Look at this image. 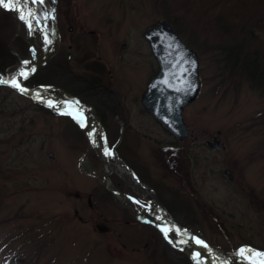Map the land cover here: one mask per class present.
Returning <instances> with one entry per match:
<instances>
[{
	"label": "rangeland",
	"instance_id": "374dc122",
	"mask_svg": "<svg viewBox=\"0 0 264 264\" xmlns=\"http://www.w3.org/2000/svg\"><path fill=\"white\" fill-rule=\"evenodd\" d=\"M46 1L55 8L58 42L48 61L61 57L55 76L65 67L71 69L74 58L96 59L109 72L106 82L120 95L139 97L157 71L143 33L161 21L174 19L182 24L178 35L198 55L201 86L193 101L184 106L182 117L189 139L181 141L179 157L171 158L170 138L143 109L128 117L106 115L107 143L114 144L120 135L121 143H129L132 151L139 149L136 162L148 177L175 187L172 202L184 203L185 207L175 210L182 214L185 227L225 254L257 253L252 261H264V95L225 69L220 51L227 38L208 22L209 13L219 12L233 26L241 18L260 25L264 0ZM232 6L237 8L235 14L229 11ZM10 8H19L22 21L16 29L14 19L2 14L4 32L16 33L11 38L5 33L3 39L12 55L24 57L25 70L30 62L29 40L34 52L31 59L38 61L51 52L49 12L37 3L28 31L24 21H28L30 2L10 0ZM0 12L9 13L5 7ZM262 25L255 30L254 40L264 46ZM16 39L25 48L19 41L14 46ZM67 54L71 61L66 60ZM0 98L15 110L0 117V123L4 119L0 127H14L7 136L0 135V171L8 172H0V264H11L13 257L28 264L191 263L160 236L153 238L150 228L135 222L99 181L79 172L87 141L73 121L8 91ZM133 129L135 135L128 132ZM207 143H217V147ZM126 149L117 155L120 163L126 165L130 160L135 165L136 159ZM101 158L95 151L88 152L95 169H103ZM108 160L116 189L134 194L122 181L132 182L131 178L114 170L113 161Z\"/></svg>",
	"mask_w": 264,
	"mask_h": 264
},
{
	"label": "water",
	"instance_id": "95a60500",
	"mask_svg": "<svg viewBox=\"0 0 264 264\" xmlns=\"http://www.w3.org/2000/svg\"><path fill=\"white\" fill-rule=\"evenodd\" d=\"M32 3V8L30 14L28 15V21L26 25L30 28V19L34 16L36 3H40L45 6L49 13L51 20L54 22V7H49L46 0H29ZM0 9H3L0 6ZM7 11L17 20L16 12L12 10ZM144 38L150 45L152 52L157 57L160 72L159 74L148 84L147 90L144 93L142 101H144V106L152 115L166 128H168L177 138L185 135L184 124L181 120V111L185 105L193 101L199 92L200 85L198 82V62L195 53L187 49L184 42L177 37L171 27L164 21L160 22L157 27L150 28L144 32ZM29 48H31V40L28 41ZM57 48V36L56 29L52 28V43L51 52L45 55L42 59L34 62L31 60L29 69L25 72L21 71L16 79L15 90L23 95L24 97L33 100L34 102L42 105L43 107L53 110L61 115L70 118H76L77 114L74 112L66 111L58 105H47L46 100L52 101V97H45L35 91H29L24 88V83L29 79L34 72L47 63L49 58L56 52ZM163 50V51H162ZM184 67V68H183ZM166 84V85H165ZM173 84L174 93L170 95L168 90H170L169 85ZM19 85V86H17ZM157 93V104H151L150 97ZM171 98V99H169ZM153 101V100H152ZM171 101V105H169ZM153 105V106H152ZM85 117H89L92 123V134L95 132V127L93 125L94 118L90 117V114L84 111ZM92 116V115H91ZM92 139V138H91ZM91 139H88L87 149L83 155V163L81 164V171L87 175L95 176L104 182L105 188L119 201L127 203L126 198L119 195L117 191L112 187L110 181L106 176H98L88 170L85 167L86 156L90 150ZM170 225L173 228L180 231L182 235H185L183 230L176 224ZM175 226V227H174ZM155 227L162 230L161 226ZM187 236L190 239H196L190 232H187ZM199 241L203 252L209 256V261H214V258L221 259L224 264H228V260L232 256H225L221 254L218 250L209 247L204 241L197 239ZM188 246L195 247L193 244L188 243ZM193 248H191L192 250ZM191 250H183L186 255H191ZM199 262L202 264H209L208 260L198 253ZM210 261V263H212ZM230 261V260H229Z\"/></svg>",
	"mask_w": 264,
	"mask_h": 264
},
{
	"label": "flooded vegetation",
	"instance_id": "af4514ba",
	"mask_svg": "<svg viewBox=\"0 0 264 264\" xmlns=\"http://www.w3.org/2000/svg\"><path fill=\"white\" fill-rule=\"evenodd\" d=\"M61 40H62V38H61ZM74 40H72V41H74ZM75 43L76 42H74L73 44L75 45ZM70 47H71V45H70ZM65 58L67 61L72 60L69 54H67ZM72 61H73V67L71 69L69 67H65L64 69L60 70V72H61L60 75L57 74L56 79H58L57 84L59 86L57 88L59 90H64V89H62L63 86L60 87L62 84L60 79L65 78L63 85L66 84L67 88L74 91L77 99L80 100L87 107V109L92 110L93 113L98 116V118L100 117L99 118L100 122L97 120V117H96L98 132H100V137H102L103 140L105 142H107V134H110V131L108 130L109 127H106V121H105L106 115L117 113V114L121 115L122 117H125V116L128 117V116H132L133 112L135 114L139 113L138 109L139 110L142 109L141 104H140V99H141V95L143 92H141L139 97L138 96H127V94H125V93L120 95V94L116 93L113 89H111L114 87L113 84L111 85V83L106 82L107 74H109V72L106 69V67L99 64L98 60L94 59L93 61H89V60H83V59L77 60L76 58H74ZM65 63L66 62H64V64ZM67 65L69 66L68 63H67ZM57 66L58 65L54 66V68H55L54 70H56V71H57ZM80 81L82 82V85H81V87H78L77 84ZM69 82H71L73 84L68 86ZM144 87H145V85H144ZM81 98L85 99L86 102L83 101ZM126 121L127 120H125V122ZM159 128L161 130L163 129V132L166 135H168V137L170 138V145L172 147H178V149H179L178 152H180V150H181L179 148V147H181L180 143L175 141L174 138L163 127H159ZM122 132H123V130H122ZM128 132L130 134H134V135L137 133V131L134 129L130 130V131L128 130ZM120 140H121V136H120ZM166 142H168V141H166ZM109 145L113 146V144H110V143H109ZM170 145H166V146H170ZM175 145H178V146H175ZM130 146L131 145L129 143L125 144L124 142L121 143V141H120L119 144L115 147L116 154L120 155V153H125L123 151L127 147L126 154H129L130 156H132L136 160H134L135 165H133L130 160L125 161V163H127V165L129 164L128 166L132 170H134V171L136 170L135 173H136L137 177H139L140 181L145 185L146 189L145 188H143V189L134 188L132 186L133 184L131 182L129 183L128 180L125 181V179L122 178L123 183H125V185H127L128 187L133 189V192H135V193L134 194L132 193V195H136V196L142 198L144 200L143 203L147 204V199H148L149 201L152 202V206L159 205V207L162 208L167 214H169L177 223L181 224L182 222H184L174 213L175 209H180V208L185 207L184 203L180 202V201H177V203L173 204V202H172L173 193L172 192L174 191V187L166 185L164 183V181L154 182L152 177H148L147 171L143 170L142 165L140 163L136 162L139 149L137 151H132L131 150L132 148ZM178 152H177V154L172 152L171 158L172 157L178 158L179 157ZM154 153H155V151H154ZM175 154H176V156H175ZM147 187H150L155 193H153ZM141 192L144 195H142ZM156 196H157V198H156ZM151 198H153V199H151ZM146 216L151 221L161 222L163 224H164V221L167 220L165 214L160 215L158 211H154V210L149 211V213H147ZM147 227L150 228V230L152 231L153 238L156 235L158 236V234H157L158 232L155 229H152L149 226H147ZM172 237H174V236L172 235ZM146 239H147L146 243L148 244L150 241V238L146 237ZM147 244L145 246H147ZM150 247L152 248V246H150Z\"/></svg>",
	"mask_w": 264,
	"mask_h": 264
},
{
	"label": "trees",
	"instance_id": "16d2710c",
	"mask_svg": "<svg viewBox=\"0 0 264 264\" xmlns=\"http://www.w3.org/2000/svg\"><path fill=\"white\" fill-rule=\"evenodd\" d=\"M207 1L215 2L216 0H207ZM58 2H60V0H58ZM189 3H192V0H189ZM211 4H214V3H211ZM232 7L235 9L231 8L229 9V11L230 13L231 11H233V14H235V10H237V8L235 6H232ZM194 9L200 12L197 8H194ZM2 14L4 18H7L9 15L8 13L0 12V17H2ZM214 14H217V15H214ZM220 15L221 14H219V12H213V13H209V16H208L209 24L212 27H215V28L217 27L216 29H218L223 34H225V37L227 38V40L224 41L223 43L224 45L221 46L223 50L220 51V53L222 54L220 61L224 63L225 69H227L229 72H232L235 75H238L241 78H244V80L248 83V85L252 89L260 90V92H262L261 95L263 96L264 95V46L261 44L256 45L257 41H255L254 38L256 37L255 30L259 31L260 29H262L263 25L261 26V24L262 22H264V20L261 19L260 21H258V23H260L259 25V24L253 23L250 20L249 21L242 20L241 18L239 19L238 23L237 22L234 23V26H233V25H230L228 22H226V20ZM168 23L173 27V29L176 31L177 34L182 33V24L180 25V23H178V20L174 21V19H170ZM205 23L206 21L203 24ZM5 29H6V26L3 23L2 24L0 23V79L1 78L10 79L14 77L15 73L17 72L20 66V62H21L20 59L12 55L10 51L8 50V42L6 39L5 40L3 39V35L7 33L6 36H9L11 38L14 35V33L4 32ZM13 30L14 29H12V31ZM233 33H237L240 37V40H236L235 35ZM17 41H19L20 45L24 46L25 48V44L22 43L18 39L14 41V44H15L14 46H16ZM186 44L188 47H190L188 43ZM18 57L20 56L18 55ZM82 59L85 60L84 58ZM60 61H61V57L59 58L55 56L54 59H52L46 66V70L39 71V73H37L32 79L27 81L26 85L29 87H35L39 85H42V86L49 85V86L59 87L57 84L58 79H56V76H55L54 66H56L57 62H60ZM63 82L60 87L63 86L62 89L76 96L74 91L67 88L66 84L63 85ZM81 85H82V82L80 81L77 84V86L81 87ZM7 91L9 93H14L15 95H17L11 88L0 85V97H2L3 95L6 97ZM82 100L86 102L85 99H82ZM7 110H9V112ZM12 111H15V110L9 107V105L5 102V99L0 98V117L5 116L7 113H10ZM2 122L0 124H2ZM13 128L14 127H9L8 129H6L3 127H0V135L4 134L3 136H7V133L12 131ZM3 136L2 138H5ZM2 165L3 164L0 163V167ZM0 172L8 173L7 171H3V170H1ZM10 263L11 264H28V262H25L24 260H19V259L17 260L15 257H13L10 260Z\"/></svg>",
	"mask_w": 264,
	"mask_h": 264
},
{
	"label": "bare ground",
	"instance_id": "6f19581e",
	"mask_svg": "<svg viewBox=\"0 0 264 264\" xmlns=\"http://www.w3.org/2000/svg\"><path fill=\"white\" fill-rule=\"evenodd\" d=\"M30 22H32V20H30ZM34 56V52H33V54H32V57ZM33 60V59H32ZM41 94V93H40ZM44 94H46V93H44ZM47 97H52V101H48V100H46L45 101V103L47 104V105H50V106H52V105H58V106H60L62 109H64V110H66V111H70V112H76V113H78V114H83V112H84V108L82 107V110H81V105H79L76 101H74V100H71V99H66V100H64V101H62L61 99H60V97H57V96H55V95H53V94H49V93H47ZM81 123H83L84 124V126H85V128L88 130V125H89V123H88V118H86V119H83V120H81L80 121ZM95 150L96 151H98L99 150V147H98V145L97 144H95ZM106 161H108V159H105V157L103 156V163H104V167H105V169H104V173L105 174H107L110 170H111V168H110V166H109V164H107L106 163ZM114 166H116L117 167V169H118V171H120V169H121V166H120V164H119V162L117 161L116 162V165H114ZM121 174V173H120ZM142 194V193H141ZM151 199H153V198H151ZM158 201V200H157ZM229 264H247V262H244V261H242V260H237V259H234V260H231L230 262H229Z\"/></svg>",
	"mask_w": 264,
	"mask_h": 264
},
{
	"label": "snow or ice",
	"instance_id": "6c2138e0",
	"mask_svg": "<svg viewBox=\"0 0 264 264\" xmlns=\"http://www.w3.org/2000/svg\"><path fill=\"white\" fill-rule=\"evenodd\" d=\"M41 2H43V0H41ZM0 6L8 8L10 6V0L9 2H6V0H0ZM12 7H15L14 5H11ZM19 86V85H17Z\"/></svg>",
	"mask_w": 264,
	"mask_h": 264
}]
</instances>
